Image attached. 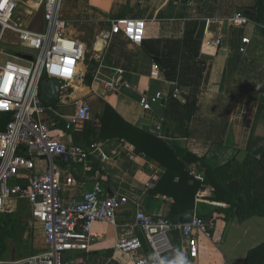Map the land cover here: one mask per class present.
Instances as JSON below:
<instances>
[{"label":"crops","instance_id":"0c3cea01","mask_svg":"<svg viewBox=\"0 0 264 264\" xmlns=\"http://www.w3.org/2000/svg\"><path fill=\"white\" fill-rule=\"evenodd\" d=\"M255 4L256 0H62L60 15L68 23V32L88 45L89 57L79 65L77 77L60 86L57 102L49 104L61 115L69 116L75 112L74 101L81 99L90 104L92 114L80 133L65 129V118L50 125L49 132L67 144L88 147L95 143L107 155L105 160L97 158L93 163L95 170L87 172L79 163L69 169L56 167L63 202L81 196L96 181L104 184L107 194H121L129 199L117 211L115 225L102 221L94 224L95 239L88 251L66 254L69 264H133L129 256L115 248V243L133 220L136 207L167 217L174 201L164 191L150 192L157 187L165 169L136 149L139 133L125 130L121 134L101 136L100 117L107 106L123 123L155 135L171 147H184L216 166L231 161L232 166L239 167L245 154L261 157L264 152L262 23H256V17L248 15L251 21L245 25L231 20L240 14L238 10L257 13ZM115 18L143 19V42L132 45L121 31H112L111 21ZM82 24L93 27L88 37L76 28ZM243 38H249V43L243 44ZM151 51L175 63L176 80L165 76ZM201 55L209 58L203 59ZM99 75L114 78L120 85L125 83L140 95L161 92L163 98L151 109H143L140 100L120 93L119 88L108 89L99 84L95 80ZM86 77L89 82L85 81ZM241 85L250 89L240 94ZM196 87V106L191 110L184 107V102ZM45 119L51 121L53 115H46ZM142 120L157 123V131L142 128ZM186 167L203 179V172L194 164ZM149 181H154L151 188L146 187ZM211 194V186L205 184L195 194V203L199 205L195 212L207 223L206 233L197 234L196 257L187 253L186 241L180 233L179 260L182 258L185 264H244L247 252L264 241V221L258 215L241 222L235 217L223 220L214 212L211 218L210 205L228 207L210 201ZM175 223H179L178 218ZM27 227L28 221L24 233L31 236L33 253L42 250L45 242L41 225L35 222L32 230ZM139 235L142 247L136 255L146 257L149 264H161L140 231Z\"/></svg>","mask_w":264,"mask_h":264},{"label":"built area","instance_id":"2783aa9c","mask_svg":"<svg viewBox=\"0 0 264 264\" xmlns=\"http://www.w3.org/2000/svg\"><path fill=\"white\" fill-rule=\"evenodd\" d=\"M35 1L42 8L41 29L30 28L18 16L24 5L31 6L30 0H0V53L7 55L0 64V113L10 114L0 130V213L15 212L25 201L31 217L27 228L32 230L35 222L41 225L45 247L28 256L0 259V264H69L67 253L89 250L95 239L94 224L102 221L115 225L117 211L129 201L125 195L107 194L104 184L96 181L81 196L63 202L56 167L69 169L81 163L87 172L97 158L105 160L107 155L95 143L88 147L67 144L50 135V125L59 118H65V129L74 133L82 132L91 119V106L84 100L76 99L75 112L63 116L41 96L45 80L56 79L61 85L73 81L87 50L85 43L69 34L68 23L60 15L62 0ZM231 20L237 25L251 21L242 14H235ZM111 29L121 31L132 45L141 44L145 37V22L140 18H115ZM242 43H249V38H243ZM95 80L108 89L121 86L114 78L99 75ZM162 98L161 92L141 95L140 103L147 110ZM46 115H53V120L45 119ZM153 184L149 181L146 187ZM206 227L207 223L195 212L190 214L189 222L172 223L165 216L152 215L137 206L115 248L129 256L133 264H149L146 257L136 255L142 247L140 231L162 264L160 253L172 247L168 233L178 228L187 253L196 257L197 234H205Z\"/></svg>","mask_w":264,"mask_h":264},{"label":"trees","instance_id":"16d2710c","mask_svg":"<svg viewBox=\"0 0 264 264\" xmlns=\"http://www.w3.org/2000/svg\"><path fill=\"white\" fill-rule=\"evenodd\" d=\"M255 8L257 10L255 17L264 24V0H256ZM261 31L264 33V28ZM151 54L154 58H158L156 64L165 76L170 80H176L175 63L165 61L155 52L151 51ZM88 78L86 77L85 81L89 82ZM248 89L250 87L241 85L239 93L245 94ZM197 94L198 87L191 89L186 96L184 107L194 110ZM248 96L255 97L251 94ZM9 119V113H0V130L4 129ZM100 119L101 136L104 133L121 134L125 130L139 133L140 141L134 140L136 149L164 167L165 172L157 187L150 192L164 191L174 198L167 214V219L172 223H175L182 214L195 212V207L199 206L195 203V194L204 184L211 186L212 194L208 197L210 201L228 204L226 208L210 205L211 218L214 217L213 212L216 213L217 218L223 220L235 217L241 222L253 215L264 218V152L260 158L245 154L239 167L232 166L231 161L222 166H216L184 147L179 145L171 147L155 135L123 123L108 106ZM187 164H194L203 172V179H195L187 169ZM79 166L82 167V164L79 163ZM95 167L96 165L92 167V170H95ZM175 178L177 181H174ZM18 212L19 210L12 213H0V259L10 258L14 250L13 245L20 241L25 231L26 221L19 217ZM196 215L201 216L197 213ZM244 264H264V241L247 252Z\"/></svg>","mask_w":264,"mask_h":264},{"label":"water","instance_id":"95a60500","mask_svg":"<svg viewBox=\"0 0 264 264\" xmlns=\"http://www.w3.org/2000/svg\"><path fill=\"white\" fill-rule=\"evenodd\" d=\"M238 13L240 14L243 13L245 15L252 16V17H255L256 15L255 11H250V10H244V11L238 10ZM254 21L256 23L261 24V21L258 20L257 18H254ZM27 58L31 59L30 56H27ZM201 58L208 59L209 57L207 55H201ZM60 86H61V83L56 79L43 81L41 83L42 99L48 103L55 104L57 102V97L59 95ZM119 92L135 100H140L141 98V95L139 93H137L132 88L128 87L125 83L119 87ZM140 126H142V128H144L147 131H150V130H153L155 132L157 131V123L152 124L146 120H142L140 123ZM189 221H190L189 213H185L178 217L179 223H186ZM168 234H169V238L172 243V247L167 248L164 251H162L160 253V259L162 261V264H178L179 257H180V249L177 244L181 242L180 231L178 228H176L174 230H171ZM14 251L15 250H13L12 252V257H14V254H15Z\"/></svg>","mask_w":264,"mask_h":264},{"label":"rangeland","instance_id":"374dc122","mask_svg":"<svg viewBox=\"0 0 264 264\" xmlns=\"http://www.w3.org/2000/svg\"><path fill=\"white\" fill-rule=\"evenodd\" d=\"M34 2H38L33 0ZM39 3L33 4L31 6H27L24 5L21 8V13H18V16L21 18V21L23 22V24L29 26L30 28L33 29H41L44 27L43 23H41V18H42V8L41 6H38ZM26 9L30 10L29 12H26ZM76 28H78L79 30H82L84 32V37H88L89 33L93 32V27L89 26V25H79L76 26ZM9 34L7 37V40L9 39ZM3 47H5L6 45L2 44ZM86 55H85V59L88 60L87 54H89V48L87 47L88 45H86ZM6 50V49H5ZM7 53H10V51L6 50ZM7 59V55L1 54L0 53V64L2 65L4 63V61ZM19 210V217L21 219H25V221H29L30 220V214H29V210L30 207L29 205L25 202L22 201L20 203V206L18 208ZM17 210V211H18ZM15 211V212H17ZM258 219H261V221H264V218L259 216ZM31 237V236H30ZM29 234H25L24 232L22 233L21 237H20V241L17 242L15 245H13V249L15 250V253L18 254L17 256L23 257V256H28L33 254V250H35V248L33 249L31 247L30 244V239ZM12 257V254L10 255V258ZM3 259V258H2Z\"/></svg>","mask_w":264,"mask_h":264},{"label":"bare ground","instance_id":"6f19581e","mask_svg":"<svg viewBox=\"0 0 264 264\" xmlns=\"http://www.w3.org/2000/svg\"><path fill=\"white\" fill-rule=\"evenodd\" d=\"M30 4L33 5V4H36V2H34L33 0H30ZM30 10L26 9V12H29ZM97 45V44H96ZM94 46V45H93ZM98 46V45H97ZM97 49V48H96ZM70 89V88H69Z\"/></svg>","mask_w":264,"mask_h":264},{"label":"clouds","instance_id":"9594fccd","mask_svg":"<svg viewBox=\"0 0 264 264\" xmlns=\"http://www.w3.org/2000/svg\"><path fill=\"white\" fill-rule=\"evenodd\" d=\"M178 264H185L184 260L181 258L178 262Z\"/></svg>","mask_w":264,"mask_h":264}]
</instances>
